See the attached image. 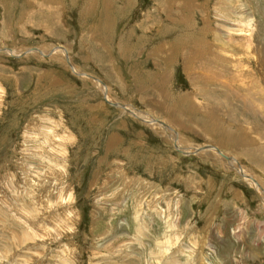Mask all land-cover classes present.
I'll list each match as a JSON object with an SVG mask.
<instances>
[{"label": "rangeland", "instance_id": "rangeland-1", "mask_svg": "<svg viewBox=\"0 0 264 264\" xmlns=\"http://www.w3.org/2000/svg\"><path fill=\"white\" fill-rule=\"evenodd\" d=\"M263 53L264 0H0V264H264Z\"/></svg>", "mask_w": 264, "mask_h": 264}, {"label": "bare ground", "instance_id": "bare-ground-1", "mask_svg": "<svg viewBox=\"0 0 264 264\" xmlns=\"http://www.w3.org/2000/svg\"><path fill=\"white\" fill-rule=\"evenodd\" d=\"M223 17L225 19H227L226 16H223ZM219 38H221V36ZM219 38L216 37L212 42L208 41L206 43H205V41L203 43L200 40L201 41L200 43L197 42L196 45H194L192 47L188 46L185 49L183 48L181 56H182L183 59L184 58L186 59L185 60L186 63H193L194 61H196L199 58V56H198L196 58V60H195V56H196L197 52H201L203 54V57L201 58V60L197 64L198 68L196 67L197 69L195 71H193L194 72V77L196 79H200V80H196L194 77H190V79L195 81L196 87H199L203 82L207 81L208 84L210 85V87H209V89H205L204 88L205 92H207V93H209V92L210 93H219L220 90H217L216 88H218V86L221 85V79L225 78V77H223L224 74H228L229 76L226 75V77L229 79L228 80L229 83H226V85L228 87L221 86L222 90L225 89L226 91H228L230 93L232 91L235 92L234 95L233 94L232 95L235 98H238L240 100H242V99L243 100H247V99H244V95H251L252 97L256 96L255 94H258L260 92V89L253 90L252 89L253 85H251V83H252L253 80H255V84L260 85L261 81H260V79L257 78V74H255L254 71L249 70L248 73L245 72V70H247L249 68L250 63H252V61H250L249 59H247L248 61H243L240 57H235V54H234L235 52H233V50L234 51H238V49H239V51H241V48H243V47L238 46L237 44H236V46L233 45L235 47V49H233L232 45L231 46H227V49L228 50L230 49L229 51L231 53L228 52V50L226 49L225 52H228L226 54L223 51V49L221 48L222 46L220 47ZM241 39H243V38H241ZM234 41H235V38H234ZM244 41H245V43L249 42V44H251V39H249V41H248V39H244ZM192 49H194V50H192ZM11 52H9V53L11 54ZM187 56H190L191 59H188ZM260 61L264 62L262 56L260 57ZM247 64H248V67H247ZM200 68H202V69L200 70ZM242 74H244V75L250 77V79L251 78L252 79L248 80V81H245V79L243 78ZM253 88H255V87H253ZM251 96L249 97L250 99H251ZM249 108H252V106L247 107L242 102L241 109H242V113L243 114H247ZM239 169H237V170H239ZM238 172H240V171H238ZM246 175L249 176L248 183H249V181L254 182L257 179L256 177L254 178L251 173H247ZM259 184H260V182H259ZM259 184H257L258 187H259V190H260V192L262 194H264V191L261 189V186H259Z\"/></svg>", "mask_w": 264, "mask_h": 264}]
</instances>
